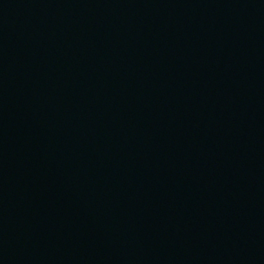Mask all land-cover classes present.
Returning <instances> with one entry per match:
<instances>
[{"label":"water","instance_id":"obj_1","mask_svg":"<svg viewBox=\"0 0 264 264\" xmlns=\"http://www.w3.org/2000/svg\"><path fill=\"white\" fill-rule=\"evenodd\" d=\"M0 264H264V0H0Z\"/></svg>","mask_w":264,"mask_h":264}]
</instances>
